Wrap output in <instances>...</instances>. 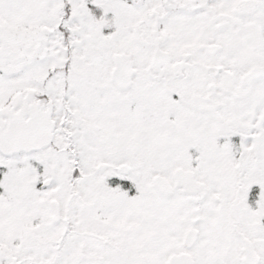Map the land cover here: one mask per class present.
Here are the masks:
<instances>
[{
	"label": "snow or ice",
	"instance_id": "6c2138e0",
	"mask_svg": "<svg viewBox=\"0 0 264 264\" xmlns=\"http://www.w3.org/2000/svg\"><path fill=\"white\" fill-rule=\"evenodd\" d=\"M0 264H264V0H0Z\"/></svg>",
	"mask_w": 264,
	"mask_h": 264
}]
</instances>
